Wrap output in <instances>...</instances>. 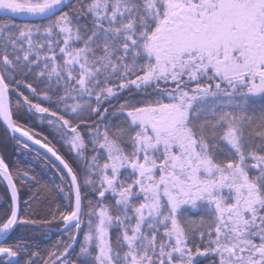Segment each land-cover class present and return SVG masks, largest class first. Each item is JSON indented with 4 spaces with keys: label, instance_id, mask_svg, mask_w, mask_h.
<instances>
[{
    "label": "snow or ice",
    "instance_id": "6c2138e0",
    "mask_svg": "<svg viewBox=\"0 0 264 264\" xmlns=\"http://www.w3.org/2000/svg\"><path fill=\"white\" fill-rule=\"evenodd\" d=\"M0 127V264H264V0H0Z\"/></svg>",
    "mask_w": 264,
    "mask_h": 264
},
{
    "label": "trees",
    "instance_id": "16d2710c",
    "mask_svg": "<svg viewBox=\"0 0 264 264\" xmlns=\"http://www.w3.org/2000/svg\"><path fill=\"white\" fill-rule=\"evenodd\" d=\"M36 131H39L41 133V135H46L47 134V131L46 129L44 128V126L42 125H39V123H37V126H36ZM2 136L0 135V143L3 145V144H6V155H7V158L8 160L11 161V163H13V161H16V162H20V166L21 167H29L31 169H34L40 176L41 178L43 179V176H49L50 175V172L48 171V173H44L43 171H38V167L40 169H44L42 167L41 164H39L38 166H35V165H32V164H29L28 162L29 161H36V160H33L32 159V156L35 155L36 151L35 149H33L32 147H30V149L32 150L31 153H25V152H19V151H15L14 150V145L13 143L9 142L8 140L5 139V141L2 140ZM4 146V145H3ZM38 161V160H37ZM45 170V169H44ZM51 179H52V174H51ZM44 180V179H43ZM47 181V180H46ZM59 235L60 233L56 232V234L54 235V237L52 238L53 242L59 238Z\"/></svg>",
    "mask_w": 264,
    "mask_h": 264
},
{
    "label": "flooded vegetation",
    "instance_id": "af4514ba",
    "mask_svg": "<svg viewBox=\"0 0 264 264\" xmlns=\"http://www.w3.org/2000/svg\"><path fill=\"white\" fill-rule=\"evenodd\" d=\"M0 135L2 136V138L4 139H2L3 141H5V137H4V134H3V128L2 127H0ZM7 140V139H6ZM6 142V141H5ZM4 145V146H3ZM1 144L0 143V154H3L4 156H5V158L8 160V158H7V155H6V144ZM9 162H11L10 160H8ZM13 163H19V164H21L20 162H16V161H13ZM29 164H32V165H35V166H38L39 164H41L39 161H29L28 162ZM43 171L44 173H48V171L45 169H40L39 167H38V171ZM43 179L44 180H51V173H50V175L49 176H43ZM56 234V232L54 231L52 234H51V236H48V237H44V236H41V235H39V234H36V235H32V234H30V233H20V235H26L27 236V238H29V239H32V240H35L37 243H38V245H39V248H40V250H44V249H46V248H48V247H50L51 246V244L52 243H54L53 242V240H52V238L54 237V235Z\"/></svg>",
    "mask_w": 264,
    "mask_h": 264
},
{
    "label": "water",
    "instance_id": "95a60500",
    "mask_svg": "<svg viewBox=\"0 0 264 264\" xmlns=\"http://www.w3.org/2000/svg\"><path fill=\"white\" fill-rule=\"evenodd\" d=\"M28 143H29L30 147H32V148L42 152L43 154H45V150L44 149H40L38 145H33V144H31V142H28ZM48 155H50V154H48Z\"/></svg>",
    "mask_w": 264,
    "mask_h": 264
},
{
    "label": "rangeland",
    "instance_id": "374dc122",
    "mask_svg": "<svg viewBox=\"0 0 264 264\" xmlns=\"http://www.w3.org/2000/svg\"><path fill=\"white\" fill-rule=\"evenodd\" d=\"M38 151V150H37ZM40 152V151H39ZM42 153V152H41ZM43 154V153H42Z\"/></svg>",
    "mask_w": 264,
    "mask_h": 264
}]
</instances>
